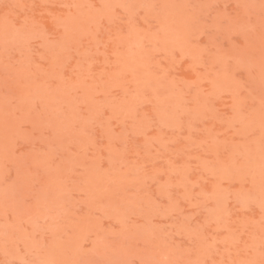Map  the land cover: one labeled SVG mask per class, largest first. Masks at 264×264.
<instances>
[{
	"label": "rangeland",
	"instance_id": "rangeland-1",
	"mask_svg": "<svg viewBox=\"0 0 264 264\" xmlns=\"http://www.w3.org/2000/svg\"><path fill=\"white\" fill-rule=\"evenodd\" d=\"M0 264H264V0H0Z\"/></svg>",
	"mask_w": 264,
	"mask_h": 264
}]
</instances>
